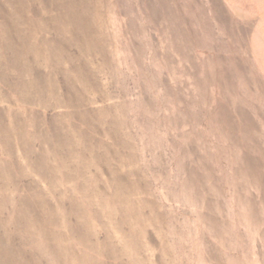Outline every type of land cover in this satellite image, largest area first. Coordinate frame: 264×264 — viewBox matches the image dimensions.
Instances as JSON below:
<instances>
[{"label": "rangeland", "instance_id": "obj_1", "mask_svg": "<svg viewBox=\"0 0 264 264\" xmlns=\"http://www.w3.org/2000/svg\"><path fill=\"white\" fill-rule=\"evenodd\" d=\"M81 5L95 49L71 47L76 70L40 57L43 85L20 91L22 64L0 79L2 246L26 264H264V0Z\"/></svg>", "mask_w": 264, "mask_h": 264}, {"label": "bare ground", "instance_id": "obj_2", "mask_svg": "<svg viewBox=\"0 0 264 264\" xmlns=\"http://www.w3.org/2000/svg\"><path fill=\"white\" fill-rule=\"evenodd\" d=\"M39 6H36V5ZM81 0H30L29 2H26L25 0H0V73H1V82L8 84L9 82L6 79V75L4 74L5 70L4 68L6 66H20L21 64L24 66V70L22 68L17 70V75L15 77L16 79V84L20 85V91H22L21 87L24 86L23 85V75H26L28 77H30L31 83H32V87H37V86H41L45 83V79L42 76V73L37 70L35 68V61L36 59L39 60L40 57L42 58H50L51 60H53L50 56H59L61 57V61L62 58L66 61L67 60V67L68 65L71 67L72 70H74V65H73V58L70 54V50L71 47L74 46L73 49H75V47L79 50H93L95 49V41L93 38V34H92V28H91V24H90V17L87 11H85L83 8L81 7ZM37 7L42 8V10L38 11ZM39 8V9H40ZM51 11H55L56 12V16H52L50 14ZM35 18L36 20H32V18ZM93 21V19H92ZM94 22V21H93ZM94 26V23H93ZM78 52V51H77ZM79 53V52H78ZM84 53V52H83ZM84 55V54H82ZM89 55V57L91 56L90 53L87 54ZM81 56V55H79ZM99 56V55H98ZM82 57V56H81ZM87 57V56H86ZM35 59V60H34ZM41 59V58H40ZM49 59V60H50ZM84 59V56H83ZM94 59L95 55H94ZM42 60V59H41ZM40 60V61H41ZM48 60V59H47ZM56 60V59H55ZM86 60V59H84ZM89 59H87L86 62H88ZM90 60H93L90 57ZM54 61V60H53ZM57 61V60H56ZM97 61V59H96ZM64 62V61H63ZM81 62V61H80ZM79 62V63H80ZM85 62V63H86ZM93 62V61H92ZM42 63V62H41ZM49 63V62H48ZM78 63V62H77ZM91 63V62H90ZM97 63V62H96ZM43 64V63H42ZM54 64V63H52ZM92 64V63H91ZM90 64V66H91ZM37 65V64H36ZM65 65V64H64ZM80 65V64H79ZM38 66V65H37ZM43 66V65H42ZM57 66V63H56ZM55 67V65H54ZM60 67V65H59ZM59 67L57 66L56 69ZM79 67V66H78ZM39 68V67H38ZM46 68V67H45ZM17 69V67H16ZM26 69V70H25ZM52 69V68H51ZM61 69V68H60ZM66 69V66H65ZM41 70V69H40ZM43 70V69H42ZM62 70V69H61ZM60 70V71H61ZM68 70V69H67ZM76 70V69H75ZM27 71V72H26ZM45 71V70H44ZM56 72H58L57 70H55ZM46 73V72H44ZM70 75V73H68ZM62 74H60L61 76ZM73 75V74H72ZM51 77V76H50ZM49 78V76H48ZM48 78L46 80H48ZM74 78V77H73ZM96 78V76H95ZM64 81V78H62ZM67 79V78H65ZM27 80V79H24ZM29 80V78H28ZM27 80V81H28ZM73 80V79H72ZM65 82V81H64ZM80 82V81H79ZM66 83V82H65ZM47 84V83H46ZM67 84V83H66ZM89 84V83H88ZM7 85V87H8ZM27 85V84H26ZM25 85V87H26ZM68 85V84H67ZM29 86V85H28ZM84 86V85H83ZM9 87H11V85H9ZM13 88V87H12ZM24 88V87H23ZM30 88V87H29ZM28 89V88H26ZM35 89V88H34ZM49 89V88H48ZM58 90L60 88H57ZM57 89H56V93H57ZM85 89V86H84ZM1 90V89H0ZM13 90V89H12ZM30 90V89H29ZM51 90V89H50ZM61 90V89H60ZM18 91V92H20ZM24 91H26L24 89ZM32 91V90H31ZM35 91V90H34ZM40 91V90H39ZM48 91V90H47ZM90 91V89H89ZM17 92V93H18ZM23 92V91H22ZM88 92V91H86ZM25 93V92H23ZM22 93V94H23ZM27 93V92H26ZM51 93V92H50ZM49 93V95H50ZM3 95L1 96H5L4 92L2 93ZM30 94V93H29ZM28 94V95H29ZM32 94V93H31ZM18 95V94H17ZM20 95V94H19ZM57 95V94H55ZM54 95V96H55ZM24 96V95H23ZM32 96V95H31ZM59 96V95H57ZM79 96V95H78ZM21 97V96H19ZM29 99L32 98L30 97V95L28 96ZM41 97V96H40ZM39 97V98H40ZM51 97V96H50ZM60 97V96H59ZM59 97H57L59 99ZM90 97V96H89ZM96 97V96H95ZM6 98V96L4 97ZM86 98V97H85ZM0 99H3L2 97H0ZM7 99V98H6ZM26 99V97H25ZM52 99V98H51ZM55 99V98H53ZM88 99V98H87ZM90 99V98H89ZM23 100V97H22ZM27 100V99H26ZM31 100V99H30ZM33 102L35 101L34 99H32ZM31 100V101H32ZM38 100V99H37ZM61 101V99H59ZM58 100V101H59ZM73 100V94H67L65 95V103L67 105H70V103ZM5 101V100H3ZM0 101V102H3ZM21 101V100H20ZM19 101V102H20ZM25 101V100H24ZM90 101V100H89ZM101 101V100H100ZM7 102V101H6ZM32 102V103H33ZM5 103V102H4ZM3 103V104H4ZM21 103V102H20ZM38 103V101H37ZM90 103V102H89ZM25 104V102L23 103ZM20 104V105H23ZM36 104V103H35ZM43 105L45 104L42 103ZM49 104V103H48ZM47 104V105H48ZM2 105V103H1ZM15 105V104H14ZM34 105V104H33ZM87 105V103H86ZM4 106V105H3ZM32 106V104L30 105ZM36 106V105H34ZM33 106V107H34ZM88 106H90L88 104ZM93 105L91 104V107ZM48 107L49 106H45ZM81 107V106H80ZM3 108V107H2ZM52 108V106H51ZM71 108V107H70ZM64 109V107H63ZM87 109V108H86ZM11 118V117H10ZM35 119V118H34ZM39 119V117H38ZM37 119V120H38ZM40 121V119H39ZM56 122V121H55ZM10 123V122H9ZM12 126V125H11ZM14 126V125H13ZM25 126V125H24ZM39 126V124H38ZM7 127V126H6ZM33 127V125H32ZM41 127V126H39ZM38 127V128H39ZM15 128V127H14ZM18 128V127H16ZM34 128V127H33ZM36 129V128H35ZM33 129V130H35ZM56 129V128H55ZM9 130V128H8ZM42 132V129H40ZM39 130V131H40ZM71 130V129H70ZM69 130V131H70ZM14 131V130H13ZM36 130V132H39ZM35 132V133H36ZM55 132V131H54ZM17 133V132H16ZM21 133V132H20ZM43 133V132H42ZM44 133H46V130H44ZM43 133V134H44ZM48 133V131H47ZM51 133V132H50ZM71 133V131H70ZM69 133V134H70ZM12 134V131H11ZM10 134V135H11ZM22 134V133H21ZM40 134V133H39ZM38 134V135H39ZM67 134V135H69ZM74 134V133H73ZM47 135V134H44ZM49 135V134H48ZM66 135V136H67ZM75 135V134H74ZM73 135V136H74ZM6 136V135H4ZM19 136V134H18ZM28 136V135H27ZM50 136V135H49ZM57 136V134H56ZM60 136V135H59ZM13 137V136H12ZM23 137V136H22ZM31 137V136H30ZM33 137V136H32ZM36 137H37V133H36ZM42 137V135H41ZM56 138V137H55ZM68 138V137H67ZM16 139V138H15ZM31 139V138H30ZM35 139V138H34ZM41 138L38 137V142L41 141ZM44 139V138H42ZM47 139H49V137H47ZM13 140V139H12ZM45 140V139H44ZM50 140V139H49ZM46 140V141H49ZM56 140V139H55ZM27 141V139H26ZM52 141V140H50ZM49 141V142H50ZM87 141V140H86ZM36 142V141H35ZM8 143V142H7ZM42 143H45L44 141ZM47 143V142H46ZM45 143V146H46ZM4 144V143H3ZM21 144V143H20ZM24 144V143H23ZM22 144V146H23ZM52 144V143H51ZM74 144V143H73ZM30 145V144H29ZM34 145V144H33ZM48 145V144H47ZM57 146V144H55ZM62 145V144H60ZM18 146V145H17ZM55 146V147H56ZM64 146V145H63ZM69 146V145H68ZM74 148V145H72ZM6 147V146H5ZM30 147V146H28ZM67 147V146H66ZM82 147V146H81ZM2 148V147H1ZM11 148V146H10ZM34 148V147H30L29 149ZM47 148V146H46ZM64 148V147H63ZM4 149V148H3ZM2 149V150H3ZM15 149V148H14ZM24 149V148H23ZM59 149V148H58ZM67 149H71V148H67ZM41 150V147H40ZM75 150V149H74ZM5 151V149H4ZM7 151V150H6ZM16 151V150H15ZM24 151V150H23ZM33 150H31L32 152ZM35 151V150H34ZM37 151V150H36ZM50 151V150H49ZM8 153H10L9 151H7ZM51 152V151H50ZM3 153V152H2ZM7 153V154H8ZM15 153V152H14ZM19 153V152H18ZM30 153V152H29ZM49 153V152H48ZM73 153V152H72ZM36 154H39L38 152ZM33 154V155H36ZM74 154V153H73ZM78 154V153H77ZM91 154V153H90ZM20 155V154H19ZM44 155V154H43ZM6 156V155H4ZM11 156V155H10ZM14 156V155H12ZM45 156V155H44ZM72 156V155H71ZM67 157V156H66ZM21 158V157H20ZM19 158V160L21 161V159ZM31 158V156H30ZM40 158V157H39ZM77 155H76V160H77ZM13 159V158H10ZM37 159V158H36ZM18 160V159H17ZM35 160V159H34ZM68 160V159H67ZM27 161V159L25 160ZM14 161H12L13 163ZM33 162V161H30ZM44 162V161H43ZM20 163V162H19ZM58 163V162H57ZM11 164V163H10ZM9 164V165H10ZM16 164V162H15ZM67 164V163H66ZM77 164V162H76ZM1 165V164H0ZM5 165V164H2ZM45 165V164H44ZM54 165V164H52ZM51 165V166H52ZM59 165V164H58ZM34 166V165H33ZM32 166V167H33ZM41 166V164H40ZM8 167L7 165L5 166V168ZM46 167V166H45ZM9 168V167H8ZM6 168V172L4 173L7 174V169ZM39 168V167H38ZM56 168V167H55ZM60 168V167H59ZM96 168V167H95ZM94 168V169H95ZM12 169V168H10ZM15 169V167H14ZM45 169V168H44ZM86 169V168H85ZM1 170V169H0ZM13 170V169H12ZM11 170V171H12ZM17 170V169H16ZM48 170V169H47ZM57 170V168H56ZM97 170V169H96ZM99 170V169H98ZM10 171V170H8ZM10 171V172H11ZM18 171V170H17ZM32 171V170H31ZM36 171V170H35ZM60 171V170H58ZM83 171V170H82ZM87 171V169H86ZM1 172L3 173V171L1 170ZM49 172V171H48ZM18 174V172H16ZM34 173V172H33ZM59 174V172H57ZM84 173V172H83ZM11 174V173H8ZM15 173L13 172V174L10 175L9 178H11L12 175H14ZM20 174V173H19ZM56 174V173H55ZM3 175V174H2ZM21 175V174H20ZM19 175V176H20ZM88 175V174H87ZM86 175V176H87ZM15 176V175H14ZM55 176V175H53ZM8 179V175L6 176ZM38 177V176H37ZM43 177V176H42ZM49 177V176H48ZM47 177V178H48ZM56 177V176H55ZM62 177V176H61ZM92 177V176H91ZM102 177V176H101ZM16 178V177H14ZM40 178V176H39ZM2 180V177L0 178ZM4 179V178H3ZM20 179V178H19ZM43 179V178H42ZM94 179V178H92ZM18 180V179H16ZM34 181V180H33ZM38 181V180H37ZM59 181V180H58ZM105 181V180H104ZM18 182V181H17ZM28 182V181H27ZM40 182V181H39ZM46 182V181H45ZM54 182V181H53ZM57 181H55V185ZM62 182V181H61ZM4 183V182H3ZM10 183V182H9ZM8 183V184H9ZM23 183V182H22ZM36 183V182H35ZM59 183V182H58ZM72 183V182H71ZM83 183V182H82ZM7 184V186H9ZM16 184V183H15ZM101 185H103L102 183H100ZM1 185H4L1 183ZM26 185V184H24ZM54 185V186H55ZM62 184H60L61 186ZM6 186V183H5ZM16 188L18 187V185H14ZM14 186L12 187V189L14 188ZM21 186V185H20ZM59 186V187H60ZM97 186V185H96ZM22 187V186H21ZM20 187V189H21ZM48 187V186H47ZM52 187V186H51ZM93 187H95V185H93ZM1 188V187H0ZM9 188V187H8ZM50 188V187H49ZM54 188V187H53ZM57 188V187H56ZM62 188V187H61ZM71 188V187H70ZM82 188V187H81ZM92 188V187H91ZM3 189V188H2ZM6 189V188H5ZM19 189V188H18ZM84 189V188H82ZM95 189V188H93ZM1 190V189H0ZM8 192L9 190L6 189ZM15 190V189H14ZM49 190V189H48ZM91 190V189H89ZM31 191V190H30ZM43 191V190H42ZM62 191V190H61ZM12 195L14 194V191L12 190ZM16 192V190H15ZM24 192V191H23ZM22 192V193H23ZM74 192V191H72ZM89 192V191H88ZM10 193V192H9ZM7 194V196L9 197L10 194ZM37 193V192H36ZM85 193V192H84ZM74 194V193H73ZM76 194V193H75ZM15 195V194H14ZM21 195V194H20ZM42 195V194H41ZM51 195V194H50ZM103 195V194H102ZM6 196V197H7ZM19 196V195H18ZM25 196V195H24ZM23 196V197H24ZM27 196V195H26ZM59 196V195H58ZM12 197V196H11ZM14 197V196H13ZM45 197V196H44ZM61 197V196H60ZM94 197V196H93ZM21 198V197H20ZM62 198V197H61ZM28 199V200H27ZM13 200V198H12ZM20 200V199H19ZM98 200V199H97ZM67 201V199H66ZM23 203L22 206H24L26 208V210L29 212V219L31 221V223L33 225H38L39 227L45 229L46 225L49 224V219L47 218L48 214L47 212H41L43 211L41 209V205L31 201L29 198H23L22 201ZM47 202V200H46ZM18 203V202H17ZM44 204V203H43ZM58 204V203H57ZM19 206V205H18ZM21 206V205H20ZM60 206V205H59ZM62 206V205H61ZM1 207V206H0ZM6 207V206H5ZM24 208V209H25ZM20 209V208H19ZM55 209V208H54ZM23 210V209H22ZM2 211V210H1ZM19 211V210H17ZM57 211V208L56 210ZM59 211V210H58ZM74 211V210H73ZM5 212V210L3 211ZM15 212V211H14ZM22 212V211H21ZM17 213V212H16ZM25 213V212H24ZM60 213V212H59ZM15 214V213H14ZM21 214V213H20ZM23 214V212H22ZM20 216V215H19ZM42 216H45L46 218L43 219ZM61 215H59L60 217ZM76 216V215H75ZM53 217V216H52ZM56 217V216H55ZM99 218V217H98ZM2 219V218H1ZM29 219H27V217H25V219L23 218H15L13 221V225H16L18 228H20V226H23L26 224V221H28ZM48 219V220H47ZM65 220V219H64ZM84 220V219H83ZM7 221V220H6ZM5 225V223H4ZM9 225V224H8ZM6 226V225H5ZM67 226V225H66ZM105 226V225H104ZM1 227V226H0ZM92 227V226H91ZM61 229V228H60ZM76 229V228H75ZM29 231V230H28ZM81 231V229H80ZM29 233V232H28ZM81 234V233H80ZM83 235V234H82ZM68 238V237H67ZM11 239L14 241V239L11 237ZM83 239V238H82ZM48 241V240H47ZM36 242V241H35ZM51 246V245H50ZM10 248H5L2 246V244L0 243V264H21V263H30V259L27 256V254L25 253V251L21 248L18 247L16 245H9ZM55 247V246H54ZM29 252V251H28ZM98 252V251H97ZM96 252V253H97ZM101 252V251H100ZM85 256V255H84Z\"/></svg>", "mask_w": 264, "mask_h": 264}]
</instances>
